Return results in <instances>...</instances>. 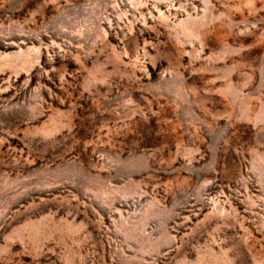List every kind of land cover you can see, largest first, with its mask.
<instances>
[{
	"label": "rangeland",
	"instance_id": "obj_1",
	"mask_svg": "<svg viewBox=\"0 0 264 264\" xmlns=\"http://www.w3.org/2000/svg\"><path fill=\"white\" fill-rule=\"evenodd\" d=\"M0 264H264V0H0Z\"/></svg>",
	"mask_w": 264,
	"mask_h": 264
}]
</instances>
